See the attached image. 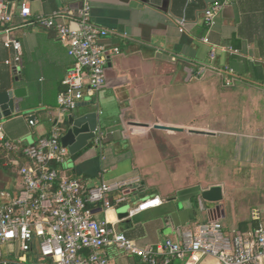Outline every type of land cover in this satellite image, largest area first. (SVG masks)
<instances>
[{"label": "crops", "instance_id": "crops-1", "mask_svg": "<svg viewBox=\"0 0 264 264\" xmlns=\"http://www.w3.org/2000/svg\"><path fill=\"white\" fill-rule=\"evenodd\" d=\"M9 1L28 2L33 17L75 12L81 5L80 0ZM89 1L93 22L110 32L103 43L120 51L107 62L104 85L62 114L57 96L72 60L54 30L21 26L16 16L14 36L21 50L16 55L0 41V92L18 79L30 107L0 122L3 139L26 147L49 137L54 126L63 130L69 115L97 112L101 146L91 140L70 156L66 174L87 187L136 181L110 193L125 198L119 207L107 212L91 207L96 220L118 223V230L140 246L212 219L230 236L264 226V0H234L210 27L204 12L212 0ZM205 37L236 52L215 51L214 64L236 74L232 86L218 74L198 78L196 66L208 62L211 51ZM17 56L12 77L5 62ZM24 163L20 153L0 147V206L22 192L17 168ZM211 187L221 188L218 218L208 211L214 205H203L206 211L199 206L201 193ZM154 196L163 201L160 207L121 225L119 211ZM199 217L205 220L197 222ZM1 253L12 260L23 257L21 264H56L36 248L24 254L14 243L2 246ZM106 254L112 264H142L112 248ZM201 264L216 262L205 258Z\"/></svg>", "mask_w": 264, "mask_h": 264}, {"label": "built area", "instance_id": "built-area-1", "mask_svg": "<svg viewBox=\"0 0 264 264\" xmlns=\"http://www.w3.org/2000/svg\"><path fill=\"white\" fill-rule=\"evenodd\" d=\"M233 2L214 0L204 12L208 27L213 25L218 13ZM80 4L75 12L56 10L48 16L33 17L28 2L15 6L9 0H0V41L5 49L16 55L21 50V42L14 36L16 16L21 26L54 30L66 48L72 65L62 82L64 89L57 96L62 114L71 113L80 102L90 99L102 88L109 58L120 54L119 48L103 43L110 32L93 22L90 1L80 0ZM202 42L211 46V51L209 61L196 66L198 78L209 73L218 74L225 86H232L236 74L230 68H218L214 64L215 51L236 52L213 45L207 37ZM18 62L19 56L5 62L12 77L17 75ZM28 125L33 126L34 122L29 120ZM61 132V128L54 126L49 137L26 147L1 138L2 148L21 152L26 163L17 168L22 192L0 206V264L24 262L23 257L13 260L3 257L1 247L11 243L18 244L24 254L36 248L42 258L56 264H112L106 254L107 248L135 257L142 264H201L205 258L215 260L216 264H264L262 225L248 234L230 236L221 223L212 219L179 227L175 238L140 246L118 230V223L96 220L91 206L100 205L105 212L119 207L125 198L113 199L110 193L136 181L87 187L81 180L68 177L70 154L60 143ZM93 141L96 147L101 146V134L96 132ZM162 204L159 197L144 198L129 207V217Z\"/></svg>", "mask_w": 264, "mask_h": 264}, {"label": "water", "instance_id": "water-1", "mask_svg": "<svg viewBox=\"0 0 264 264\" xmlns=\"http://www.w3.org/2000/svg\"><path fill=\"white\" fill-rule=\"evenodd\" d=\"M213 1L214 0H212V2ZM72 27L76 26L72 25ZM14 82L17 83L18 79H14ZM15 83L10 85L5 91L0 92V122L3 119L11 117L13 114H19L26 108L30 107V104L26 101V88L19 87ZM98 127L99 117L95 111L85 113L81 116L69 115L67 118V124L62 130L60 143L63 147L68 149L70 156H74L85 149L90 141L94 139ZM155 128L160 130H175L164 126H155ZM1 138H3V134L0 128V147H2ZM200 198L201 199H198V201L201 209H204L202 203L205 202L207 205H214V208L208 210L214 218H218L220 214H223V212L220 211L219 206V203L222 201L220 187H211L202 192ZM129 207L130 206L124 207L118 212V217L122 220L120 222L121 225H130L132 223V219L128 214Z\"/></svg>", "mask_w": 264, "mask_h": 264}, {"label": "rangeland", "instance_id": "rangeland-1", "mask_svg": "<svg viewBox=\"0 0 264 264\" xmlns=\"http://www.w3.org/2000/svg\"><path fill=\"white\" fill-rule=\"evenodd\" d=\"M192 116L190 115V118H191ZM189 118V119H190ZM133 202V201H132ZM204 206H205V202H203L202 203ZM134 205V204H133ZM205 209V208H204ZM206 211V210H205ZM205 211H203V212H205ZM205 220V218L204 217H199V218H197V222H203ZM197 224H201V223H194V224H192V225H189V226H194V225H197Z\"/></svg>", "mask_w": 264, "mask_h": 264}, {"label": "trees", "instance_id": "trees-1", "mask_svg": "<svg viewBox=\"0 0 264 264\" xmlns=\"http://www.w3.org/2000/svg\"><path fill=\"white\" fill-rule=\"evenodd\" d=\"M19 153L21 154V152H19ZM21 155H22V154H21ZM22 156H23V155H22ZM67 176H68V177H73L71 174H68Z\"/></svg>", "mask_w": 264, "mask_h": 264}]
</instances>
